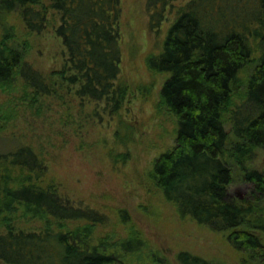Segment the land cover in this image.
<instances>
[{
	"label": "trees",
	"instance_id": "trees-1",
	"mask_svg": "<svg viewBox=\"0 0 264 264\" xmlns=\"http://www.w3.org/2000/svg\"><path fill=\"white\" fill-rule=\"evenodd\" d=\"M122 1L0 0V95L8 97L0 108V264H126L143 248L134 231L113 249L114 233H98L110 216L61 192L42 147L9 127L25 111L59 105L64 124L114 122L105 156L126 163L135 124L125 115L137 94L154 117L176 122L174 147L147 171L149 191L264 264V171L252 167L264 156V0H145L149 30L164 36L145 56L151 81L140 85L125 78ZM12 16L25 30L22 48ZM48 28L64 50L60 70L47 73L26 56ZM236 171L253 185L244 199L229 194ZM176 259L221 264L187 251Z\"/></svg>",
	"mask_w": 264,
	"mask_h": 264
},
{
	"label": "rangeland",
	"instance_id": "rangeland-1",
	"mask_svg": "<svg viewBox=\"0 0 264 264\" xmlns=\"http://www.w3.org/2000/svg\"><path fill=\"white\" fill-rule=\"evenodd\" d=\"M122 6L125 78L134 84L148 83L151 79L145 68V56L159 49L164 34L158 37L149 30L145 0H123ZM6 21L16 26L15 42L22 48L26 42L22 23L17 16ZM30 45L28 62L47 73L60 70L64 48L51 28L41 37H33ZM163 79L156 87L157 95ZM7 99L0 95V108ZM150 103L145 104L137 94L128 104L125 116L135 124V134L129 146L130 161L126 163H113L105 156L103 145L113 138L117 127L114 122L98 123V126L85 122L74 126L64 124L66 114L59 105H50L51 111L45 108L44 115L25 111L9 127L15 128L18 134H26L28 141L42 147V155H46L51 167L50 178L60 184L61 192L110 216V224L98 229V233H114L113 239L118 242L113 249L118 252L121 238L134 231L138 233L143 248L128 261L125 258L126 264H152L153 256H158L163 264H179L176 256L182 251L221 264H260L237 252L225 234L212 232L190 218H181L158 188L149 191L147 171L161 153L174 147L176 135L174 118L154 117ZM97 141L98 153L93 149ZM252 167L264 171V156L254 161ZM252 190L253 185L241 181L236 171L230 197L244 199ZM127 212L130 223L125 224L122 218Z\"/></svg>",
	"mask_w": 264,
	"mask_h": 264
}]
</instances>
